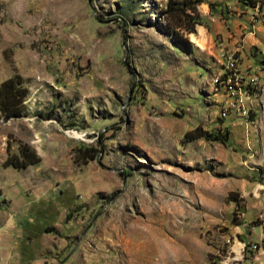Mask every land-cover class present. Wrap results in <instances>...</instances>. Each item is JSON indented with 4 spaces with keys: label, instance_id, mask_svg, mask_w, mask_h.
Instances as JSON below:
<instances>
[{
    "label": "rangeland",
    "instance_id": "1",
    "mask_svg": "<svg viewBox=\"0 0 264 264\" xmlns=\"http://www.w3.org/2000/svg\"><path fill=\"white\" fill-rule=\"evenodd\" d=\"M202 1L0 0V264H264V0Z\"/></svg>",
    "mask_w": 264,
    "mask_h": 264
},
{
    "label": "trees",
    "instance_id": "2",
    "mask_svg": "<svg viewBox=\"0 0 264 264\" xmlns=\"http://www.w3.org/2000/svg\"><path fill=\"white\" fill-rule=\"evenodd\" d=\"M202 0H166L164 9L165 24L176 36L190 44L180 34H195L196 26L199 25L198 7ZM29 90L19 75H14L0 83V116L3 120L19 118L25 111V100ZM184 138L191 142L198 139H211L225 141L227 133L220 137L212 136L211 133L200 128L188 131ZM40 162V157L28 145L22 144L19 147L18 155L9 157L7 165L14 168H26Z\"/></svg>",
    "mask_w": 264,
    "mask_h": 264
},
{
    "label": "built area",
    "instance_id": "3",
    "mask_svg": "<svg viewBox=\"0 0 264 264\" xmlns=\"http://www.w3.org/2000/svg\"><path fill=\"white\" fill-rule=\"evenodd\" d=\"M244 1V3L248 6H251L252 9L257 10L259 3H261V0H241Z\"/></svg>",
    "mask_w": 264,
    "mask_h": 264
},
{
    "label": "bare ground",
    "instance_id": "4",
    "mask_svg": "<svg viewBox=\"0 0 264 264\" xmlns=\"http://www.w3.org/2000/svg\"><path fill=\"white\" fill-rule=\"evenodd\" d=\"M259 6V5H258ZM203 34V32H202V30H200V35H202ZM195 39V41L197 40V38H194ZM199 41V40H198ZM199 42H197V44H198Z\"/></svg>",
    "mask_w": 264,
    "mask_h": 264
}]
</instances>
